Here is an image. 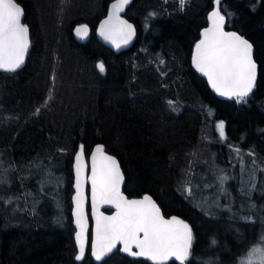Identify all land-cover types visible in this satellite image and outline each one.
<instances>
[{"label":"trees","instance_id":"16d2710c","mask_svg":"<svg viewBox=\"0 0 264 264\" xmlns=\"http://www.w3.org/2000/svg\"><path fill=\"white\" fill-rule=\"evenodd\" d=\"M113 1L16 0L32 49L22 70L0 72V264H96L90 250L76 259L71 212L74 156L97 144L119 160L129 198L151 195L165 217L189 225L186 264H240L263 235L264 202L237 222L228 210L200 209L186 188L241 145L264 174V0H134L125 16L139 38L119 55L95 38ZM216 9L254 47L256 87L240 102L218 97L193 64ZM83 24L85 44L74 36ZM102 264L153 263L118 248Z\"/></svg>","mask_w":264,"mask_h":264},{"label":"snow or ice","instance_id":"6c2138e0","mask_svg":"<svg viewBox=\"0 0 264 264\" xmlns=\"http://www.w3.org/2000/svg\"><path fill=\"white\" fill-rule=\"evenodd\" d=\"M128 2L129 0H123V4ZM178 2L183 7L186 0H178ZM215 2L218 7L220 0ZM123 4L114 5L113 8L119 9ZM23 14V8L16 0H0V69L14 71L24 62L29 46V29L27 24L21 23ZM211 19L213 28L204 30L202 34L204 39L195 47L193 64L208 77L211 86L220 95L236 96L237 101L240 102L251 92L256 79L257 65L252 58L253 46L237 33L223 31L224 16L218 10L211 13ZM105 23L107 24L108 21ZM86 27V25L81 26L76 30L77 33L80 34ZM127 29L125 43L133 34L131 25H127ZM160 63L163 64L164 61L161 59ZM98 68L103 71L102 62L98 64ZM169 104H172V101H169ZM39 111V108L36 109V114ZM217 128L223 135V121L217 125ZM80 147L81 153L77 154L78 161L82 155L83 145ZM102 149L103 146L98 145L96 152L102 154ZM92 158L95 160V156ZM102 159L108 163L101 166L99 175L95 167L92 169L93 204L95 207L96 200L99 199L101 202L114 204L118 211L111 217L94 212V257L101 260L111 252L117 242H122V251L129 252L133 256L146 257L155 264H163L170 257H175L183 264L191 254L192 233L189 225L176 217L166 220L161 215L159 207L147 195L141 200H127L119 190L123 177L115 158L102 155ZM80 167L81 165L78 164V175ZM220 179L223 182L225 177ZM76 187L81 188L79 179ZM186 191L191 194L192 189L187 187ZM74 201L76 222L80 226V231L77 233L79 254L76 259L80 260L85 252L82 192L74 197ZM131 245H135L138 251L133 252ZM240 264H264V236L249 250Z\"/></svg>","mask_w":264,"mask_h":264},{"label":"water","instance_id":"95a60500","mask_svg":"<svg viewBox=\"0 0 264 264\" xmlns=\"http://www.w3.org/2000/svg\"><path fill=\"white\" fill-rule=\"evenodd\" d=\"M133 2H134V0H129V2L127 4H123V0H114L113 2H111L110 5H109V8H108L107 15L101 20V22L99 23V25L97 27V30L95 32L96 40L102 46H104L105 48L111 50L113 53H115L117 55L131 50L134 47V45L137 43L138 38H139V30H138L137 26L133 22L129 21L126 18V16H125L126 12L131 7ZM117 4H123V6L121 8H119V9H114L113 6L117 5ZM217 10L218 9H216L215 11H217ZM23 13L24 14H23V17L21 19V23L24 24V18H25L24 8H23ZM105 21H108V23L106 24ZM127 25H131L132 26L133 34L130 36V38H128L127 43H125V37L127 36V32H128ZM81 26H85V24L79 25L78 27H76L74 35H75V38H76V40L78 42H80L81 44H85L91 38L92 32H91L89 26L86 25L87 26L86 29L82 30L81 33L78 34L76 30L78 28H81ZM212 28H213V21H212L211 16H210V24H209V27L207 29L211 30ZM222 28H223V31L225 33H233V32H231V31H229V30H227L225 28L224 22H223ZM28 29H29V31H28L29 46H28L27 52L25 53V56H24V62L22 63V65L19 68H17L14 71H8V70H5V69H0V72L15 73V72H18V71L22 70L25 67V65L27 63L28 55H29V53H30V51L32 49V39H31V32H30L29 26H28ZM238 35L243 37L240 34H238ZM202 39H204L203 35L201 37V40ZM244 39H246V38H244ZM246 40H248V39H246ZM194 54H195V49H194ZM252 58H253L254 62L256 63V65H257V68H256V79L254 81V86H253L251 92L247 96H249L255 90L256 83H257V78H258V64H257V62L255 60V57H254V47H252ZM195 69L201 76H204V77L207 78L211 90L218 97L223 98V99H230V98H235L236 97V96L220 95L211 86V82L209 81L208 77L206 75H204L203 73H201L196 67H195ZM98 145H102V144L95 145L89 155H86L85 150H84V145H83L82 155L80 157V160L78 161L77 160V154L81 153V147H79L78 151L76 152V154L74 156V161H73L74 182H73L71 216H72L73 227H74V230H75L74 239H75V244H76V248H77V255L79 254V251H78L79 242L77 240V233L80 231V226L76 222V219H77L76 215H75L76 203L74 201V197L77 196V194L79 192H82V194H83L82 209H83V224H84V228H85V252H84V255H83L82 259L77 260L79 263H82L85 260L86 255H87L89 250H90V255H91L92 260L96 264H102L104 261L109 259L116 252V250L118 248H120V250L123 248L122 242H117L116 246L111 250V252L107 253L101 260H97L94 257V255H93V244L95 242L94 241V234H95V216H94V212H98L99 214H102V216H105V217H111V216L116 215V213L118 211L114 204L104 203V202H101L99 199L96 200L95 207H94V204H93V193H92V182H91L92 169H93V167H95L96 170H97V174L99 175L101 166L108 163L107 161L102 159V155L109 156V157H114L116 162H117V164H118V166H119V171H120V173H121V175L123 177V179H122V181L120 182V185H119L120 193L127 200H141L144 197V196H142V197L129 198L124 193V185H125V180L126 179H125V175H124V172H123V169H122V167L120 165L119 160L114 155L108 153L105 150L104 145H102L103 146L102 154L101 153H97L96 152V148H97ZM93 156H95V160H93V158H92ZM78 164L81 165L79 175L77 173V165ZM78 179L81 181V188L80 189H78L76 187ZM147 196L151 197L152 201H154L155 204L158 206L157 202L155 201V199L151 195H147ZM159 209H160V207H159ZM160 213L166 220H170L172 217H176L180 221L185 222L183 219H181L178 216H171L169 218L165 217L163 212L161 211V209H160ZM141 236H142V234H141ZM102 242L103 241H101V243ZM192 244H193V239H192ZM192 244H191V249H192ZM131 249H132L133 252L138 251V249L135 247V245H131ZM191 249H190V253H191ZM121 252L124 253V254H127L129 256H132V257L149 260L146 257L133 256L129 252H125V251H122V250H121ZM189 257H188V259H189ZM187 260L184 261L183 264H186ZM172 261H175L178 264H181V261L176 260L175 257H170L165 262H172ZM151 262L153 264H155V262H153V261H151Z\"/></svg>","mask_w":264,"mask_h":264},{"label":"rangeland","instance_id":"374dc122","mask_svg":"<svg viewBox=\"0 0 264 264\" xmlns=\"http://www.w3.org/2000/svg\"><path fill=\"white\" fill-rule=\"evenodd\" d=\"M219 123L217 122L216 128ZM217 131L219 137L224 140V127L223 135H221L218 128ZM244 148L242 145L235 147L227 162L221 158L216 164L217 167L211 169L210 175L204 176L203 183L187 186L192 189L189 197L193 196L194 203L200 209L201 207H215L220 210H228L234 221L247 222L251 220L252 207L248 208V204L254 201L255 203L264 201V187L257 188L254 194L251 195L253 190L250 189V183L252 180L253 182L256 180V175L258 179L260 176L252 169L253 164L257 162L254 158L251 159L252 152L246 151ZM243 149L244 151H242ZM221 177H225L223 182H221ZM207 214L210 215L211 211L209 210ZM246 254L242 259L245 258ZM253 259L256 261V257Z\"/></svg>","mask_w":264,"mask_h":264},{"label":"flooded vegetation","instance_id":"af4514ba","mask_svg":"<svg viewBox=\"0 0 264 264\" xmlns=\"http://www.w3.org/2000/svg\"><path fill=\"white\" fill-rule=\"evenodd\" d=\"M258 175L260 176V178L258 179V177L256 175V180L254 182L252 180V182L250 183V186L254 185V189H256V190H257V188H263L264 187V174L262 173V170H260ZM254 189H253V191H255ZM262 202H264V201H262ZM251 205H252V202H251ZM261 208L264 209L263 205L261 206ZM263 209H261V210H263ZM259 231L261 233H263V235L261 234V236H260V238H261L262 236H264V224L261 225V227L259 228Z\"/></svg>","mask_w":264,"mask_h":264},{"label":"bare ground","instance_id":"6f19581e","mask_svg":"<svg viewBox=\"0 0 264 264\" xmlns=\"http://www.w3.org/2000/svg\"><path fill=\"white\" fill-rule=\"evenodd\" d=\"M74 32H75V30H74ZM92 35V34H91ZM75 36V35H74ZM96 38V37H95ZM90 40V39H89Z\"/></svg>","mask_w":264,"mask_h":264}]
</instances>
